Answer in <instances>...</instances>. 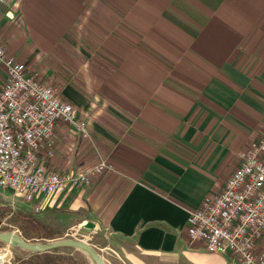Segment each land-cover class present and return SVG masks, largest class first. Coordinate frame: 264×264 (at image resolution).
<instances>
[{
  "label": "crops",
  "instance_id": "1",
  "mask_svg": "<svg viewBox=\"0 0 264 264\" xmlns=\"http://www.w3.org/2000/svg\"><path fill=\"white\" fill-rule=\"evenodd\" d=\"M6 3L7 52L70 101L90 133L58 122L48 168L112 166L50 199L75 213L65 230L58 224L63 237L91 221L100 236L87 242L104 235L186 264H235L190 243L189 216L223 191L264 131V0ZM4 81L0 65V89Z\"/></svg>",
  "mask_w": 264,
  "mask_h": 264
},
{
  "label": "built area",
  "instance_id": "2",
  "mask_svg": "<svg viewBox=\"0 0 264 264\" xmlns=\"http://www.w3.org/2000/svg\"><path fill=\"white\" fill-rule=\"evenodd\" d=\"M6 2L0 0V5ZM0 65L5 68L0 90L1 189L15 192L40 212L55 194L89 186L93 176L112 169L101 158L75 172L50 170L46 158L55 155L57 123L72 125L86 139L87 123L78 120L71 102L29 74L26 63L10 55L1 42ZM188 232L190 243L202 242L211 253L230 254L235 264H264V251L256 249L264 235V131L239 153V166L223 191L190 209ZM11 253L10 245L0 247V264H6Z\"/></svg>",
  "mask_w": 264,
  "mask_h": 264
},
{
  "label": "rangeland",
  "instance_id": "3",
  "mask_svg": "<svg viewBox=\"0 0 264 264\" xmlns=\"http://www.w3.org/2000/svg\"><path fill=\"white\" fill-rule=\"evenodd\" d=\"M2 45L4 44L2 43ZM58 94L61 97H63L60 93ZM93 178L94 176L92 177V180ZM85 187H88V186H83V187H78V188H85ZM58 194H62V193H57V195ZM63 205L59 207L55 205H52V206L47 205L40 212H35L32 204H29L26 201H24V199L20 195L16 194L15 192L0 188V231L2 232H11V231L17 232L18 231L17 233L20 232V234L23 235L22 230L17 225L14 224V219L12 218L13 213L15 211H18L19 209L27 210L28 212L32 213L36 217L41 218L42 220H45L47 222H51L54 224H63L64 226L63 229L65 230L66 227L68 228L70 224L74 222L75 219H73V217L75 213L72 209H67L63 207ZM60 209L64 211L58 212V210L60 211ZM81 228L82 226H79L73 229V232L69 233L63 238H58L57 240L76 239L78 231ZM94 231L99 234L100 230L96 229ZM102 236L104 237L105 242L101 238L97 240L96 238L93 237V240H90V242L88 243H90L92 246L93 244L96 245L94 246V248L96 249L98 254L102 257V259L108 264H186L182 260L176 261L174 259L173 260L165 259L160 256L141 253L140 250L136 249L135 245H133L132 242H128V241H124L123 246H116L115 244L114 245L112 244L114 246L112 247L109 245V242H108V241L112 242V239L109 236L107 238L104 235ZM52 241H56V240H49V241L48 240L46 241L37 240V242H33V243L47 244ZM7 245L8 244L0 241V247H5V246L7 247ZM10 246H11L12 253L9 256V261L6 264H23L24 262L29 261L32 258V255L29 252V250L19 247V246L18 247L17 246L15 247L12 245ZM75 257L78 261V264H93L92 260L89 258L87 254L86 256L81 255V254L77 256L75 255Z\"/></svg>",
  "mask_w": 264,
  "mask_h": 264
},
{
  "label": "trees",
  "instance_id": "4",
  "mask_svg": "<svg viewBox=\"0 0 264 264\" xmlns=\"http://www.w3.org/2000/svg\"><path fill=\"white\" fill-rule=\"evenodd\" d=\"M12 218L14 224L22 230L24 238L32 242L55 240L64 236L58 224L42 220L27 210L15 211ZM29 252L32 258L23 264H78L75 255L86 256L83 251L71 247L57 248L47 252Z\"/></svg>",
  "mask_w": 264,
  "mask_h": 264
},
{
  "label": "water",
  "instance_id": "5",
  "mask_svg": "<svg viewBox=\"0 0 264 264\" xmlns=\"http://www.w3.org/2000/svg\"><path fill=\"white\" fill-rule=\"evenodd\" d=\"M94 222H87L78 231L76 239H62L49 242L47 244L33 243L24 238L20 233L0 231V241L8 245L19 246L32 252H47L57 248L71 247L86 253L92 260L93 264H108L98 254L96 249L87 242L88 236L93 232Z\"/></svg>",
  "mask_w": 264,
  "mask_h": 264
}]
</instances>
